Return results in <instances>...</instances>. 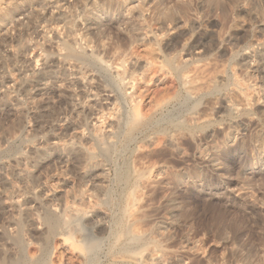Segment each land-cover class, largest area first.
<instances>
[{
	"label": "rangeland",
	"instance_id": "obj_1",
	"mask_svg": "<svg viewBox=\"0 0 264 264\" xmlns=\"http://www.w3.org/2000/svg\"><path fill=\"white\" fill-rule=\"evenodd\" d=\"M0 264H264V0H0Z\"/></svg>",
	"mask_w": 264,
	"mask_h": 264
},
{
	"label": "bare ground",
	"instance_id": "obj_2",
	"mask_svg": "<svg viewBox=\"0 0 264 264\" xmlns=\"http://www.w3.org/2000/svg\"><path fill=\"white\" fill-rule=\"evenodd\" d=\"M131 94V93H130ZM135 97H136V95H135ZM132 99V98H131ZM142 101V100H141ZM136 104H138V103H136ZM139 105V104H138ZM135 107V106H134ZM138 107V106H137ZM138 109V108H137ZM139 109H141V108H139ZM134 111H135V109H134ZM136 111H138V110H136ZM135 114H136V112H135ZM139 114V113H138ZM141 115V114H140ZM139 115V116H140ZM147 115V114H146ZM138 117V116H137ZM136 118V117H135ZM140 118V117H139ZM141 120V119H140ZM136 121V120H135ZM138 121V120H137ZM74 137H76V138H78V139H81L82 138V132H80V131H77L76 133H75V135H74Z\"/></svg>",
	"mask_w": 264,
	"mask_h": 264
}]
</instances>
